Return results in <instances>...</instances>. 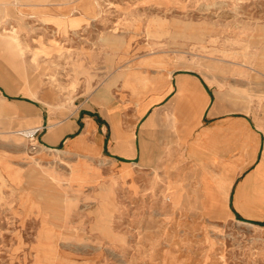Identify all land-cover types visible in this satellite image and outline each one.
<instances>
[{
    "label": "rangeland",
    "instance_id": "374dc122",
    "mask_svg": "<svg viewBox=\"0 0 264 264\" xmlns=\"http://www.w3.org/2000/svg\"><path fill=\"white\" fill-rule=\"evenodd\" d=\"M181 72L259 137L232 187L219 170L166 159L191 116L132 130L163 153L162 171L40 143L41 119L84 106L124 144L138 104L166 100ZM261 162L264 0H0V264H264Z\"/></svg>",
    "mask_w": 264,
    "mask_h": 264
},
{
    "label": "crops",
    "instance_id": "0c3cea01",
    "mask_svg": "<svg viewBox=\"0 0 264 264\" xmlns=\"http://www.w3.org/2000/svg\"><path fill=\"white\" fill-rule=\"evenodd\" d=\"M15 46L14 41H11L7 48L14 50L17 47ZM189 77L191 76L188 73L181 72L175 86L172 85L170 89L169 93L172 94L166 100L162 93L156 92L154 96L138 104V118L136 122L133 120L128 123L126 132L123 133L124 144L117 137L120 135L115 131L119 129L118 126L112 125L104 114H100V118H94L84 106L57 122H50L49 118L41 119L38 123L45 130L39 135L40 143L47 147H56L63 142L68 151L87 148L110 156L115 163L138 164L141 171H162L163 153L156 145L148 150L141 142L137 144L136 139L132 138V130L142 118L144 124L154 126L157 130L168 115L176 113L175 115L191 116L192 121L187 125L191 132L184 138L182 147L166 159L189 160L201 163L210 171L219 170L223 177L231 179L232 187L239 173L257 160L261 142L246 115L229 110L221 96L214 98L207 88L197 86L195 89L189 82L192 80ZM117 108L115 105L110 110L116 111ZM194 115L198 118V126L193 123ZM250 141L253 143L248 145ZM257 171L264 175V162L258 165ZM223 193L228 196L229 189H224ZM47 199L45 197L44 201Z\"/></svg>",
    "mask_w": 264,
    "mask_h": 264
},
{
    "label": "built area",
    "instance_id": "2783aa9c",
    "mask_svg": "<svg viewBox=\"0 0 264 264\" xmlns=\"http://www.w3.org/2000/svg\"><path fill=\"white\" fill-rule=\"evenodd\" d=\"M37 130H38V129H36L35 131H33V132H31L30 134H27V135H29L31 138H34V136H35ZM32 146H33V148H36V147H37V143H36V144H33Z\"/></svg>",
    "mask_w": 264,
    "mask_h": 264
},
{
    "label": "bare ground",
    "instance_id": "6f19581e",
    "mask_svg": "<svg viewBox=\"0 0 264 264\" xmlns=\"http://www.w3.org/2000/svg\"><path fill=\"white\" fill-rule=\"evenodd\" d=\"M33 131H35V130H29V131L26 130V133L30 134Z\"/></svg>",
    "mask_w": 264,
    "mask_h": 264
}]
</instances>
